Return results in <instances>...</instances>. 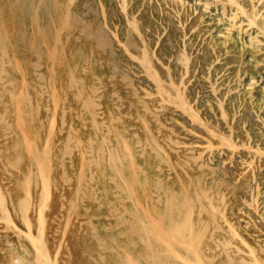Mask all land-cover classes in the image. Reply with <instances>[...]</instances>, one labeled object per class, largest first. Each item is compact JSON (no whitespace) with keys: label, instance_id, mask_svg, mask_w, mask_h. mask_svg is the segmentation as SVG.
<instances>
[{"label":"rangeland","instance_id":"rangeland-1","mask_svg":"<svg viewBox=\"0 0 264 264\" xmlns=\"http://www.w3.org/2000/svg\"><path fill=\"white\" fill-rule=\"evenodd\" d=\"M18 1L19 2H17V0H0V40L3 39L2 42L0 41V45L4 43V45L0 46V49L1 47L3 48L0 51V194L2 195H0V206L2 204L0 212L5 213V215L4 213L3 215L0 213V264H18V262L19 264H38L39 256L33 245H31L32 243L29 241L30 238L27 239V235L37 237L40 234L41 238L43 237L42 239L46 243L49 255L52 257L53 262L55 261L54 264H136L137 262L138 264H160V262L163 264L164 261V264H174L178 258H192L191 253L194 252L193 249L196 243L193 244V239L190 238H193L197 231L200 234L202 233L204 237L201 235V240L200 238L197 239L198 236L200 237V234L197 233V237L195 236L194 242L197 240V245L200 243V245L195 247V251L197 247H200L199 250L197 249L199 252L208 245L214 243L218 245L219 249H223L224 246L222 244H227L230 241L233 244H238L243 250L250 248L253 250L255 249L257 260H255L254 263L257 261L256 264H264V252L260 250H264V231L260 232L259 235H254L255 238L248 236L244 233L243 227L245 226H243L241 220L234 217L233 213H231L232 210L229 211L231 214V217H229L231 225L240 232V234L244 235L248 244L247 248L246 245L239 244L235 238H232L230 229L220 221L219 214L216 213L210 216V212L208 211L211 210V207H208L210 205L217 210V206L225 195H227L226 200L230 202V208L236 201V197L240 194V188H238L239 184L235 181V177L238 173L236 164L223 165L220 163L219 159L216 158L214 163H211V168L206 165L202 167L204 166L202 159L196 152L193 153V151L189 150L186 146V143L192 140L190 134L186 131V129L190 128L187 118L173 109L167 110L164 108L166 103L157 99L158 93L156 87L148 78L150 74L141 67L140 62H136L138 60L135 56L141 55L142 57L143 53L141 52V48L145 45L147 51L155 48L154 51L158 58L164 64L168 65L171 70L177 71V58L180 48L183 46V37H185L187 39L186 48L197 67L193 78V87L198 92V101L202 106L211 103V108L216 113L221 103L226 113L228 115L230 114V117H232L231 122H233L232 124L235 132L240 135V126L242 122H244L246 127H249L253 123L251 115L247 114L245 111V103L242 101L240 103L235 97L230 96V94H225V84H217L215 86L216 93L214 92V94V90L210 87L214 81L216 72L214 66L211 68V72H208L207 68L212 63L215 53H220L217 46L218 41L214 40L212 37V28L205 27L203 24L200 26L198 22L194 21H188L183 28L179 22L171 17H159L157 14L155 17L144 15L142 18L143 28L139 30L142 37L140 34H137V39L130 32L129 26L126 25L123 20L116 19L115 9L117 6L110 4V7L105 0H87L85 1L86 3L84 0L70 1L72 4L74 3L73 7L76 6V8L82 10L80 16H75L72 12L68 11V9H70V2L68 0H48V2L47 0H42L45 1L47 5L41 0ZM79 1L80 4L78 3ZM82 3H85L86 5H83L86 7H83ZM81 5L82 8L80 7ZM107 8L109 12L105 10ZM111 8H114V11ZM34 12H36V14H34ZM150 12L152 13V11ZM103 13L108 14V19L106 18L105 20H108L105 22L108 25L105 23L103 24L100 18V14ZM66 14L69 16L67 17ZM50 17L54 20V23ZM65 18L67 19L64 21ZM112 21L115 22V25H112ZM110 24L116 28L115 31L118 34L117 40H114L111 36L112 29L110 28ZM104 25L107 26L105 27ZM133 26L130 27L133 28ZM58 27L62 28V30L60 29L61 32L58 31ZM83 27H85L84 30ZM101 27L106 32L103 31ZM109 29L111 31H109ZM101 31L104 34H102ZM210 32H212V34ZM39 33L42 35L39 36ZM100 34H102L103 38ZM143 35H145L144 45L140 42ZM96 37L97 40L95 39ZM98 37H100V40H98ZM101 39H103L104 43ZM58 40H60V43ZM118 41L123 44V46L126 45L124 47L125 49L121 44H118ZM42 43H44V45ZM156 43L158 44L156 45ZM212 46H215L216 49L212 48ZM61 48L63 49L61 50ZM127 48H129V51L132 52L134 56L127 53ZM237 48L239 49L240 46H237ZM4 49L7 50V55L4 54L6 52H3ZM241 61H239L240 65L244 67ZM35 63L39 68L35 66ZM33 66H35V68ZM2 70L4 73H1ZM52 70H54V74H52ZM249 73V71H246V75H244L240 83L244 89L248 83L247 78ZM254 73L258 75V72ZM70 76L72 78H70ZM98 78L100 80H98ZM69 80L72 81L70 82ZM11 81L13 84L9 85ZM92 89L97 91L93 92ZM20 90L21 92L19 93ZM53 90L57 92L55 93ZM248 90L254 105L264 103V97L259 95L257 88L250 86ZM25 92L28 94L29 98ZM52 92H54L56 98L58 97V99L55 98L57 101L54 100ZM78 92L81 94V97ZM92 92L95 95H93ZM11 94H13L12 96H14V98ZM114 94H117V96ZM150 95H152V97ZM87 96L90 99L87 98ZM29 99L31 102L28 101ZM89 100H91V102H89ZM154 100H159V102H161L157 103L160 105L161 109L158 108L160 111H156V115L149 108L152 105L154 106ZM11 101L13 102L11 103ZM21 101L22 104L19 103ZM28 102L32 105L29 106ZM16 103H18L17 107ZM53 104H55L56 109H54ZM99 105H101L100 108H96ZM86 107L88 109H86ZM116 107H118L119 110ZM15 108H19V110ZM20 109L22 111H20ZM146 110L148 112H146ZM17 111H20L21 115ZM54 115L55 118H53ZM16 116H19L18 119H16ZM52 118L55 121H53ZM3 119L4 123L2 122ZM50 120L54 124V127L50 124ZM22 121H24V124ZM92 122L96 123V128H94L95 124L93 125ZM49 124L52 127H50ZM145 124L147 126H145ZM17 125L19 127H17ZM106 126L111 133L107 134L109 131ZM20 129H23L24 132ZM47 129H51L49 133ZM22 135L25 137H22ZM152 137L155 142H153ZM103 138L105 139L104 142ZM25 139H28V145ZM31 140L34 141L37 146L36 148H34V144L32 145ZM125 140L127 146L130 148L131 156L129 151H127L129 148L122 144V142L125 143ZM138 140L140 141L138 142ZM23 143H25V145ZM102 143L103 145H101ZM175 144H178V146ZM26 145L28 146L27 150L32 147L31 150L35 151L32 152L30 150L29 152L28 150L26 152ZM67 145L69 147H67ZM118 145L120 147L119 149ZM160 146L162 148L158 149ZM14 147H16V149H14ZM45 147L47 149L50 147V150L53 151L50 152V150L45 149ZM67 148H70V150L68 149V151ZM111 148L113 152L110 150ZM153 148L154 152L157 151L156 153H159L160 156L152 151ZM161 149L164 150L167 155L164 154V151H160ZM107 150L109 152H107ZM176 150L177 153L175 152ZM45 151H48L47 154H50L47 155ZM115 151H117V154H115ZM91 152L93 154H91ZM103 152L105 154H103ZM27 153L34 155V157H31L29 154V158ZM141 154L143 156H141ZM110 155L113 157H108ZM101 156H104L103 160ZM168 156L170 158V163L168 162ZM18 157L22 159L20 160ZM122 157L125 158L122 159ZM108 158H110L114 164L110 162V159L109 162H107ZM34 160L38 161L34 163ZM93 160H95V163ZM114 160H116V162ZM130 161L132 162L131 164ZM118 162L122 164V167H120L121 165ZM137 166H140L141 170L138 169ZM80 167L83 168L81 169ZM173 168L175 171H173ZM38 170L40 173H38ZM29 171L32 175L30 176L31 180H29L30 178L28 176ZM143 171L145 173H143ZM78 172H83L84 175ZM132 174L136 178H134ZM45 175L49 177L46 180L45 178L47 177ZM89 176H91V178ZM26 177L28 178L26 179ZM112 177L113 180H111ZM91 179L92 182L90 181ZM114 179L115 183H113ZM158 179L160 180L156 182ZM24 180L32 182H24ZM44 181H46L47 184ZM23 182L28 183L27 185L25 184L26 186H23L24 189L22 188ZM48 186L50 187V191L48 190ZM76 187H78V191L80 190L77 194ZM260 187L261 190H264V183H261ZM22 189L24 191H22ZM129 189H131V191ZM184 190H186V192ZM186 193L188 196L186 199L188 202L186 203L189 204V207H187L186 205L188 204L185 203ZM39 194H41V196L43 194L46 199H42L43 196L39 198ZM206 194L209 198L203 197L204 195L206 196ZM196 195L197 197H201H199L201 201L197 199ZM119 198L120 200H118ZM210 198H212L211 202ZM28 200L30 202H28ZM199 201L201 202L200 204H203V207L205 206L204 208H202V205L200 207ZM19 202L21 206L18 204ZM24 203L26 206H23V208L22 205H25ZM29 203H31L30 206H28ZM170 203H172V205ZM183 204H185V208ZM174 205H176V207ZM75 206L77 209H75ZM173 206L178 209L176 210ZM190 206L192 207L191 209ZM25 207L26 211L28 210L27 207H29V211H21V209H25ZM140 207H142V209ZM199 207L201 208L200 210ZM203 209H206V212ZM6 211H9L10 214ZM143 211H148V214ZM190 211L192 214H190L189 217L188 214H186L187 216L184 214L185 212L191 213ZM19 212H24L25 215ZM37 213L39 214L37 215ZM170 213L172 215H169ZM145 215H148L147 218ZM25 216H28L27 218L29 219H25ZM117 216L122 217L118 218ZM190 216H192V219ZM213 216L214 218H212ZM22 217L25 222L21 219ZM150 217H152L153 220L152 218L150 219ZM40 218V222L42 223L39 222ZM67 218L70 219H68L70 222L67 221ZM184 218L186 220L189 218L187 222L192 221L191 225H189V222L187 223ZM139 220L142 222H139ZM162 220L163 223L161 222ZM214 220L216 222H214ZM5 221H7V223ZM149 221L153 222V224H150ZM178 221L181 227L185 224L183 228L189 225L188 228H185L186 232H182L181 227L177 225ZM156 222H158V225ZM160 222L162 224H159ZM24 223H26V226L28 223L31 225L28 224V227H25ZM65 223L68 224L67 228H65ZM144 223L145 226L147 225L146 227ZM147 223L152 226L156 225L155 227L153 226L155 228L153 231L157 232L155 233L156 235L153 234V231H151V233L153 232L152 234L149 233V230L152 229H147L146 231V228L149 227ZM217 223L221 226V230H217V227L219 229ZM140 224L143 228H141L142 226ZM172 224L175 226L177 225V228H175V226L172 227ZM39 226L41 227L40 229L45 227L43 228L44 230L42 229L43 232L39 230ZM164 226H168L166 227L167 229ZM157 228L158 230H156ZM189 228L190 231L188 230ZM202 228H205L203 232ZM177 229L179 230L177 231ZM191 229L193 235L191 234ZM65 230L67 231L66 233ZM135 231H138V233ZM143 231H146L147 234ZM36 232L38 234H36ZM63 232L65 235L62 234ZM160 232H162V235ZM175 232L178 235H175ZM158 233L160 235H157ZM179 233H181V235ZM149 234L154 236L151 238ZM172 234L178 237H172ZM188 234H191L190 238H188ZM138 236H141V238ZM166 237L170 240L167 241ZM184 237L187 239L185 240ZM154 238L156 240L162 239V241L157 240L160 242L158 243ZM177 238H183L180 239L183 243H179V239ZM163 239L165 242L167 241V244L165 243L166 245H164ZM189 240L190 243L188 242L189 244L187 245L186 242ZM200 240L201 242H199ZM142 241L144 242L142 243ZM174 241H176L177 245H175ZM149 242L152 248L148 245L150 244ZM59 247L61 249H59ZM182 247H184V249ZM173 249L174 251L177 250V255H174L175 252ZM57 250L59 251V255ZM167 250H169L167 252L168 254H166ZM163 251L164 254H157L163 253ZM221 252L222 250L213 252V254L208 257V260L204 259L205 257L201 260L205 264H228L230 259L228 260L224 252ZM34 253L36 254L34 255ZM179 253L182 256L179 255ZM125 254L131 256V259H133L131 261L132 263L130 262L131 259L128 258L129 256ZM151 254L153 255V259L151 258ZM176 256L177 259H175ZM126 257L130 260H125ZM157 257H161V259H159L161 261L157 260ZM18 259L19 261H15ZM244 259L248 264H253L251 263L253 259L249 254L245 253ZM152 260L154 262H152ZM236 263L237 262H234L233 264Z\"/></svg>","mask_w":264,"mask_h":264},{"label":"bare ground","instance_id":"bare-ground-1","mask_svg":"<svg viewBox=\"0 0 264 264\" xmlns=\"http://www.w3.org/2000/svg\"><path fill=\"white\" fill-rule=\"evenodd\" d=\"M3 1V0H2ZM42 1V0H41ZM69 2L70 1H73V0H68ZM87 1V0H84V2ZM89 1V0H88ZM104 1V0H103ZM107 2V5H109L111 7V5L113 6H117L116 9H115V14H116V19L117 20H123L125 22L126 25L129 26V29H130V32L136 37L137 34H140L141 36V33L139 32V30H142V18L144 17V15L146 16H156V14L159 16V17H171L172 19L176 20L177 22L180 23V25L184 28V26L186 25V23L188 21H194V22H198L200 24V26H202V24L205 26V27H210L212 28L211 30L213 31V35L212 37L214 38V40L218 41L217 43V46H218V50L220 53H215L214 57H213V61L212 63L208 66L207 70L208 72H211V68H215V77H214V81L212 82L211 84V88L213 91V94L215 92V86L217 84H225L226 86V93L225 94H230V96L232 97H235L237 100L245 103V111L247 112V114H250L251 117H252V121L253 123L249 126V127H246V125L244 124V122H242L241 126H240V135L239 133H236L235 130H234V127H233V122H231V119L232 117H230V114L228 115L226 113V110L221 106V103L219 104L218 106V112L216 113L214 110H212V106L210 105L211 103H209V105H204L202 106V104H200V102L198 101V92L194 89L193 87V78H194V75H195V72L197 70V67H196V63L192 60V58L190 57V54L187 50V39L185 37H183V46H181L180 48V52H179V55H178V70L177 71H173L171 70L170 67H168V65L164 64L157 56L156 52L154 51V49H151L149 51H147L144 43H145V35H143V38L142 40L140 41L142 45H144L142 48H141V52L143 53L142 54V57L141 55L140 56H135L136 59L138 61L136 62H140L141 64V67L144 68V70L148 71V74H150L148 76V78L150 79L151 83L156 87V90H157V93H158V97L157 99H159L161 102H165L166 105L164 106V108H166L167 110H175L176 112H178L180 115L182 116H185L187 118V122H189V126L190 128L186 129V131L190 134V137H191V141L190 142H187L186 143V146L189 150L196 152L198 154V156L202 159L203 161V164L204 166L202 167H205V165L209 168L212 167L211 163H214V160H216V158L219 159L220 163L223 164V165H229V164H236V168L238 170V173H237V176L235 177V181H237V183L239 184V187L240 188V194L236 197V201L233 203L232 207L230 208V202L228 200H226L227 198V195L223 196L219 205L217 206V210L216 208H214L212 205L208 206V207H211V210H208L210 213V216H212V214H219V219L220 221L223 222V225H226L228 227V229H230V232L232 234V238H235L239 244H244L247 246L248 248V244L246 242V239L244 237V235L240 234V232H238L235 228H233V226L231 225V222H230V218L231 217L230 215V212L232 210L231 213H233L234 217H236L238 220H241V222L243 223V227L244 228V233H246L248 236L250 237H254V235H259L260 232L264 231V190H261V183H264V103H260L258 105H254L252 103V97H251V94L249 92L248 89H250V86L251 87H255L258 89V93L261 97H264V0H105ZM109 1V2H108ZM17 2H19L17 0ZM45 3V1H42ZM48 2V0H47ZM55 2V1H54ZM26 3V2H25ZM33 3V2H32ZM43 3V4H44ZM80 4V1L78 2ZM86 3V2H85ZM85 3H82V5H86ZM103 3V2H102ZM29 4V2H28ZM46 4V3H45ZM74 4V3H73ZM73 4L70 2V9H68V11L72 12L73 15L75 16H80V12L82 10H80V8H76L73 7ZM106 4V3H105ZM111 4V5H110ZM47 5V4H46ZM82 5L80 6L82 8ZM83 7H86L84 6ZM11 6V5H10ZM54 6H57V5H54ZM69 6V5H68ZM79 6V5H78ZM77 6V7H78ZM98 6V4H97ZM108 6V7H109ZM38 7V6H37ZM45 7V6H44ZM34 8V7H33ZM41 8V7H40ZM28 9V8H27ZM56 9V8H55ZM112 10L114 8H111ZM36 10V9H34ZM107 12L108 11V8L105 9ZM22 11V10H21ZM24 11V10H23ZM114 11V10H113ZM152 11V13L150 12ZM27 12V11H26ZM44 12V11H43ZM23 13V12H22ZM99 13V12H98ZM31 14V12H30ZM34 14H36V12H34ZM48 14V13H47ZM29 15V14H28ZM67 15V14H66ZM100 18L102 19V22L103 24L107 21L106 18L108 19V14L106 13H103V14H100ZM69 15H67L68 17ZM32 17V16H30ZM65 17V16H64ZM24 18V17H23ZM38 18V17H36ZM59 18V17H58ZM31 19V18H30ZM51 19V17H50ZM67 18L64 19V21L66 20ZM75 19V18H74ZM33 20V18H32ZM53 20V19H51ZM69 20V19H68ZM81 20V19H80ZM37 21V20H36ZM74 21V20H73ZM48 22V21H47ZM51 22V21H50ZM53 23H54V20H53ZM58 23V22H57ZM112 25H115V22H111ZM133 23H134V26H133ZM64 24V23H63ZM66 24V23H65ZM99 24V23H98ZM101 24V22H100ZM107 24V23H105ZM50 25V24H49ZM54 25V24H53ZM108 25V24H107ZM106 25V26H107ZM110 24V28L112 29V38L114 40H117L118 39V34L117 32L115 31L116 28L114 26H112ZM67 26V24H66ZM83 26V25H82ZM105 26V25H104ZM105 26V27H106ZM130 26H133V28H131ZM139 26V27H138ZM62 27V26H61ZM100 27V26H99ZM59 28V27H58ZM63 28V27H62ZM62 28H59L58 31L61 32ZM88 28V27H87ZM141 28V29H140ZM44 29V28H43ZM42 29V30H43ZM61 29V30H60ZM85 29V27H83V30ZM102 29V27H101ZM40 30V29H38ZM51 30V29H50ZM49 30V31H50ZM103 30V29H102ZM193 30V29H192ZM4 31V30H3ZM34 31V30H33ZM36 31V30H35ZM105 31V30H103ZM108 31V30H107ZM109 31H111L109 29ZM184 31V30H183ZM26 32V31H25ZM41 32V31H40ZM57 32V31H56ZM87 32V31H86ZM106 32V31H105ZM4 33V32H3ZM42 33V32H41ZM44 33V32H43ZM88 33V32H87ZM98 33V32H97ZM102 33V31H101ZM212 34V32H210ZM40 34V33H39ZM81 34V33H79ZM104 34V33H102ZM102 34H100V36L102 37ZM42 34H40L39 36H41ZM44 35V34H43ZM58 32H57V36H58ZM22 36V35H21ZM46 36V35H45ZM107 36V35H106ZM7 37V35H6ZM59 37V36H58ZM142 37V36H141ZM100 40V37H98ZM103 38V37H102ZM108 38V37H106ZM137 38V37H136ZM45 39V38H44ZM47 39V38H46ZM58 39V38H57ZM97 40V37L95 38ZM110 39V38H109ZM138 39V38H137ZM3 39H1L0 41L2 42ZM5 40V39H4ZM56 40V39H55ZM59 43H60V40H58ZM101 41L103 42V39H101ZM111 41V39H110ZM4 42V41H3ZM56 42V41H55ZM100 42V41H99ZM109 42V41H108ZM119 42V41H118ZM126 42V41H125ZM58 43V42H57ZM104 43V42H103ZM1 44V43H0ZM44 45V43H42ZM110 44V43H109ZM118 44H121L120 42ZM158 43H156L157 45ZM4 45V43L2 44ZM0 45V46H2ZM123 46V44H121ZM54 46H55V43H54ZM100 46V45H98ZM126 45L123 46V48L125 47ZM237 46H240V48L238 49ZM47 47V46H46ZM102 47V46H101ZM110 47V46H109ZM156 47V46H155ZM55 48V47H54ZM53 48V49H54ZM111 48V47H110ZM212 48L216 49L215 46H212ZM1 49H3L1 47ZM0 49V51H1ZM49 49V48H47ZM63 48H61L62 50ZM101 49V48H100ZM125 49V48H124ZM128 51L127 53L131 56H134V54H132V52L129 51V48H127ZM38 50V49H37ZM56 50V49H55ZM6 51V52H5ZM3 52H5L4 54L7 55V50H3ZM62 52V51H60ZM50 53V52H49ZM126 53V54H127ZM61 54V53H60ZM115 54V53H114ZM3 55V53H2ZM38 55V54H36ZM52 55V54H51ZM56 56V55H55ZM59 56V55H58ZM54 57V55H53ZM2 58V57H1ZM40 59V58H39ZM38 59V61H39ZM49 59V58H48ZM52 59V58H50ZM55 59V58H53ZM242 59V61H241ZM1 61V60H0ZM53 61V60H52ZM241 61L244 65V67L242 65H240V62ZM54 62V61H53ZM52 62V63H53ZM87 62V61H86ZM176 62V60H175ZM51 63V65H52ZM139 64V63H138ZM7 65V64H6ZM9 65V64H8ZM54 65V64H53ZM35 66L36 63H35ZM35 66H33L35 68ZM4 67V66H3ZM2 67V68H3ZM39 68V66H37ZM41 67V66H40ZM37 68V69H38ZM53 68V67H52ZM77 68V67H76ZM84 69V68H83ZM118 69V67H117ZM51 70V69H50ZM75 70V69H74ZM54 74V70H52ZM50 71V72H52ZM246 71H249L250 73L248 74V78H247V81L248 83L246 84V87L244 89V87L241 86V82L243 80V77L244 75H246ZM258 72V75H256L254 72ZM49 72V74H50ZM253 72V73H252ZM1 73H4L3 70L1 71ZM7 73V72H6ZM5 73V74H6ZM124 73V72H123ZM146 73V72H145ZM8 74V73H7ZM126 74V73H125ZM147 74V73H146ZM73 75V74H72ZM41 76V75H40ZM39 76V77H40ZM147 76V75H146ZM23 77V76H22ZM38 77V78H39ZM113 77V76H112ZM24 78V77H23ZM52 78V76H51ZM70 78H72L70 76ZM74 78V77H73ZM2 80V78H1ZM5 80V79H4ZM53 80V78H52ZM98 80H100L98 78ZM208 80V79H207ZM3 81V80H2ZM49 81V80H48ZM70 81V80H69ZM72 81V80H71ZM70 81V82H71ZM226 81V82H225ZM69 82V84H70ZM99 82V81H98ZM1 83V82H0ZM54 83V82H53ZM101 83V82H100ZM12 85V81L11 83H9V85ZM26 85V83H25ZM55 85V84H54ZM53 85V86H54ZM44 87V86H43ZM4 88V87H3ZM6 88V87H5ZM26 89V87H25ZM50 89V87H49ZM6 90V89H5ZM26 91V90H25ZM54 91V90H53ZM82 91V90H81ZM93 92L97 91V90H93ZM1 92V91H0ZM21 92V90L19 91V93ZM55 92V91H54ZM54 92H52L53 94V98L54 100L58 99V97L56 98L54 95ZM57 92V91H56ZM55 92V93H56ZM92 92V94H93ZM99 92V91H98ZM97 93V92H96ZM216 93V92H215ZM23 94V93H22ZM25 94H27L25 92ZM79 94V92H78ZM152 94V93H151ZM13 94H11L12 96ZM80 97H81V94H79ZM95 95V94H93ZM117 96V94H114ZM28 96V94H27ZM58 96V94H57ZM148 96V95H147ZM152 97V95H150ZM149 96V98H150ZM14 98V96H12ZM42 97V96H41ZM77 97V96H76ZM79 97V96H78ZM138 97V96H137ZM25 98V97H24ZM27 98V97H26ZM29 98V96H28ZM27 98V99H28ZM56 98V99H55ZM87 98H89L87 96ZM18 99V98H17ZM78 99V98H76ZM80 99V98H79ZM90 99V98H89ZM92 99V98H91ZM12 100V99H11ZM16 100V98H15ZM53 100V99H52ZM159 100H154L155 103H154V106L152 105L151 107H149L152 112L156 115V111H160L158 108L161 109L160 105L157 104V103H161L159 102ZM14 101V99H13ZM11 101V103L13 102ZM29 102H31V100L29 99L28 100ZM48 101V100H47ZM57 101V100H56ZM63 101V100H62ZM141 101V100H139ZM143 101V100H142ZM18 102V101H16ZM28 102V103H29ZM52 102V101H51ZM55 102V101H54ZM53 102V103H54ZM84 102V101H83ZM88 102V101H87ZM89 102H91V100H89ZM144 102V101H143ZM22 104V101L19 102ZM56 103V102H55ZM86 103V102H85ZM95 103V102H94ZM18 103H16V107L18 106L17 105ZM58 104V103H57ZM87 104H91V103H87ZM199 104V105H198ZM208 104V103H207ZM20 105V104H19ZM32 104L29 103V106H31ZM54 105V109H56V106L55 104ZM98 105V104H97ZM146 105V103H145ZM90 106V105H89ZM93 106V105H91ZM101 105L97 106L96 108H100ZM200 106V107H199ZM58 107V105H57ZM83 107V106H82ZM20 108V107H19ZM19 108H15L16 110H19ZM118 109V107H116ZM147 108V106H146ZM169 108V109H168ZM47 109V108H46ZM86 109H88L86 107ZM95 109V108H94ZM145 109V108H144ZM163 109V108H162ZM165 109V110H166ZM119 110V109H118ZM148 110V109H147ZM146 110V112H148ZM7 111V110H6ZM20 111H22L20 109ZM20 111H17L19 112V114L21 115ZM54 111V110H53ZM56 112V111H55ZM64 112V111H62ZM101 112V111H100ZM151 112V111H150ZM16 113V112H15ZM4 114V113H3ZM6 114V113H5ZM17 114V113H16ZM32 114V113H31ZM65 114V113H63ZM91 114V112H90ZM37 115V114H36ZM93 115V113H92ZM152 115V114H150ZM3 116V115H2ZM2 116H1V119H2ZM53 116V115H52ZM64 116V115H63ZM62 116V118H63ZM96 116V115H95ZM19 116H16V119H18ZM94 117V116H93ZM55 118V115L54 117ZM52 118V119H53ZM77 119V118H76ZM93 119V118H92ZM234 119V118H233ZM22 120V119H20ZM64 120V118H63ZM62 120V121H63ZM4 121V119L2 120V122ZM6 121V120H5ZM53 121H55L53 119ZM94 121V120H93ZM18 122V121H17ZM23 124H24V121H22ZM42 122V121H40ZM84 122V121H83ZM105 122V121H104ZM143 122V120H142ZM4 123V122H3ZM7 123V122H6ZM16 123V122H15ZM20 123V122H19ZM18 123V124H19ZM56 123V122H55ZM64 123V122H63ZM62 123V124H63ZM93 123V122H92ZM145 123V122H144ZM143 123V124H144ZM17 124V123H16ZM21 124V123H20ZM41 124V123H40ZM50 124H52V126L54 125L51 120H50ZM49 124V125H50ZM61 124V125H62ZM95 124L94 128L97 127L96 123H93V125ZM102 124V123H101ZM92 125V126H93ZM105 125V124H103ZM162 125V124H161ZM11 126V125H10ZM22 126V124H21ZM20 126V127H21ZM24 126V125H23ZM50 125V127H52ZM145 126H147L145 124ZM17 127H19L17 125ZM49 127V128H50ZM54 127V126H53ZM85 127V126H83ZM197 129H193V128ZM11 128V127H10ZM24 128V127H23ZM107 128V126H106ZM146 128V127H145ZM18 129V128H17ZM102 129V128H101ZM108 131H109V128H107ZM21 130V129H20ZM23 130V129H22ZM21 130V131H22ZM51 130V129H49ZM49 130L47 129V132L49 133ZM9 131V130H8ZM20 131V132H21ZM54 131V130H53ZM52 131V132H53ZM149 131V130H147ZM7 132V131H6ZM24 132V130H23ZM21 132V133H23ZM51 132V131H50ZM96 132V131H95ZM127 132V131H126ZM150 132V131H149ZM47 133V134H48ZM60 133V132H59ZM111 133L110 131L107 133L109 134ZM174 133V132H173ZM25 134V133H24ZM53 134V133H51ZM61 134V133H60ZM69 134V133H68ZM95 134V133H94ZM151 134V133H149ZM159 134V132H158ZM26 135V134H25ZM70 135V134H69ZM119 135V133H118ZM136 135V134H134ZM11 136V135H10ZM17 136V134H16ZM137 136V135H136ZM135 136V137H136ZM5 137V136H4ZM22 137H25L24 135H22ZM27 137V136H26ZM50 137V136H49ZM69 137V136H68ZM67 137V138H68ZM94 137H97V136H94ZM120 137V136H119ZM151 137V136H150ZM28 138V137H27ZM115 138V137H113ZM121 138V137H120ZM170 138V136H169ZM24 139V138H23ZM48 139V138H46ZM104 139V138H103ZM102 139V140H103ZM28 140V139H27ZM25 139V141H27ZM49 140V139H48ZM68 140L70 141V139L68 138ZM116 140V139H115ZM118 140V139H117ZM123 140V138H122ZM121 140V141H122ZM147 140V139H146ZM152 140H153V137H152ZM32 141V145L34 143L33 140ZM30 141V142H31ZM51 141V140H50ZM91 141V140H90ZM94 141V140H92ZM105 141V139L103 140V142ZM108 141V140H107ZM140 140H138L139 142ZM170 141V140H169ZM24 142V140H23ZM28 142L27 141V145H28ZM49 142V141H48ZM47 142V143H48ZM52 142V141H51ZM50 142V144H51ZM73 142V141H71ZM70 142V143H71ZM148 142V140H147ZM153 142H155L153 140ZM5 143V142H4ZM46 143V144H47ZM95 143V142H94ZM158 143V142H156ZM172 143V142H170ZM25 145V143H23ZM110 144V143H108ZM120 144V143H118ZM122 144H124V146H127V143H126V140H125V143L122 142ZM126 144V145H125ZM155 144V143H154ZM18 145V144H17ZM16 145V146H17ZM26 145V152L29 150L32 149H28L27 150V146ZM45 145V144H44ZM76 145V144H75ZM90 145V144H89ZM103 145V143L101 144ZM139 145V144H137ZM141 145V144H140ZM156 145V144H155ZM176 145V144H175ZM31 146V144H30ZM48 146V145H47ZM159 146V145H158ZM178 146V144L176 145ZM185 146V145H184ZM19 147V146H18ZM37 146L35 145L34 148H36ZM67 147H69L67 145ZM128 147V146H127ZM157 147V146H156ZM168 148H170L169 146H167ZM25 148V146H24ZM44 148V147H43ZM91 148V147H90ZM100 148V147H99ZM119 145H118V149H119ZM129 148V147H128ZM145 148V147H144ZM162 148L161 146L158 148L160 149ZM14 149H16V147H14ZM45 149H47L45 147ZM44 149V150H45ZM50 150V147L48 148ZM47 149V150H48ZM70 150V148H67V150ZM92 149V148H91ZM25 150V149H24ZM65 150V149H64ZM68 150V151H69ZM73 150V149H72ZM102 150V149H101ZM100 150V151H101ZM112 150V148L110 149ZM116 150V149H115ZM121 150V149H120ZM124 150V149H123ZM32 152L35 151V150H31ZM53 151V150H52ZM50 150V152H52ZM91 151V150H90ZM93 151V150H92ZM104 151V149H103ZM129 154H130V148L129 150ZM154 152V148L152 150ZM160 151H164V150H160ZM190 151V152H191ZM1 152V151H0ZM25 152V153H26ZM46 152V151H45ZM48 152V151H47ZM46 152V154H47ZM67 152V151H66ZM107 152H109L107 150ZM113 152V150H112ZM117 154V151H115ZM157 152V151H156ZM154 152V153H156ZM177 153V150L175 151ZM37 153V152H36ZM43 153V152H42ZM41 153V154H42ZM68 153V152H67ZM66 153V154H67ZM71 153V152H70ZM102 153V151H101ZM128 153V152H127ZM1 154V153H0ZM28 154V153H27ZM30 154V153H29ZM28 154V156H29ZM50 154V153H48ZM47 154V155H48ZM64 154V155H66ZM72 154V153H71ZM83 154V153H82ZM91 154H93L91 152ZM90 154V155H91ZM103 154H105L103 152ZM128 154V155H129ZM156 154H159V153H156ZM164 154L165 151H164ZM34 155H35V152H34ZM34 155H31L30 156L34 157ZM38 155V154H37ZM45 155V156H47ZM84 155V154H83ZM89 155V154H88ZM124 155V153H123ZM167 155V154H166ZM165 155V157H166ZM27 156V157H28ZM29 156V158H30ZM82 156V155H81ZM117 156V155H116ZM126 156V155H125ZM131 156V154H130ZM129 156V157H130ZM141 156H143L141 154ZM160 156V154H159ZM178 156V155H177ZM63 157V156H62ZM70 157V156H69ZM102 157V156H101ZM108 157H113V156H108ZM19 158V157H18ZM84 158V156H83ZM82 158V159H83ZM119 158V157H118ZM125 158V157H124ZM122 157V159H124ZM127 158V157H126ZM169 158V156H168ZM167 158V159H168ZM1 159V158H0ZM20 159V158H19ZM22 159V158H21ZM20 159V160H21ZM32 159V158H31ZM34 159V158H33ZM38 159V157H37ZM46 159V158H45ZM62 159V158H61ZM81 159V160H82ZM104 159V156L102 157V160ZM109 159L108 158L107 162H109ZM113 159V158H112ZM131 159V157H130ZM25 160V159H24ZM43 160V159H42ZM41 160V161H42ZM48 160H49V157H48ZM84 160V159H83ZM82 160V161H83ZM89 160V159H88ZM111 160V159H110ZM194 160V159H193ZM1 161V160H0ZM29 161V160H28ZM38 161V160H36ZM36 161L34 160V163H36ZM50 161V160H49ZM71 161V160H70ZM82 161H81V164H82ZM94 163H95V160H93ZM98 161V160H97ZM116 162V160H114ZM119 161V160H117ZM46 162V161H45ZM44 162V164H45ZM87 162V161H86ZM112 162V160L110 161ZM165 162V161H164ZM168 162L170 163V158L168 160ZM186 162V161H185ZM2 163V162H1ZM40 163V162H38ZM50 163V162H48ZM62 163V162H61ZM113 163V162H112ZM120 163V162H118ZM132 162L130 161V164ZM188 163V162H187ZM32 164V163H31ZM43 164V162H42ZM51 164V163H50ZM63 164V163H62ZM114 164V163H113ZM167 164V163H166ZM9 165V164H8ZM14 165V164H13ZM12 165V166H13ZM37 165V164H35ZM40 165V164H38ZM48 165V164H47ZM98 165V164H97ZM120 167H122V164L120 163ZM133 165V164H132ZM168 165V164H167ZM171 165V164H170ZM17 166V164H16ZM31 166V165H30ZM46 166V165H45ZM49 166V165H48ZM81 166V165H80ZM90 166V165H89ZM169 166V165H168ZM129 167V166H128ZM138 169H140V166H137ZM173 167V166H172ZM6 168V167H5ZM4 168V169H5ZM51 168V166H50ZM81 169L83 167H80ZM131 168V167H130ZM199 168V167H198ZM31 169V168H30ZM38 169V168H37ZM43 169V168H42ZM80 169V170H81ZM90 169V167H89ZM114 169V168H113ZM157 169L159 170V168L157 167ZM170 169V168H169ZM174 169V168H173ZM183 169V168H182ZM47 170H48V167H47ZM50 170V169H49ZM141 170V169H140ZM6 171V170H5ZM31 171V170H30ZM28 172V176H29V180H31V172ZM118 171V170H117ZM135 171V170H133ZM175 171V169L173 170ZM45 172V171H44ZM43 172V173H44ZM51 172V171H50ZM81 172V171H80ZM78 172L79 174H83ZM112 172V171H111ZM185 172V171H184ZM30 173V175H29ZM38 173H40V171L38 170ZM42 173V174H43ZM63 173V171H62ZM91 173V172H89ZM120 173V172H119ZM143 173H145L143 171ZM186 173V172H185ZM134 174V172H133ZM132 174V175H133ZM44 175V174H43ZM64 175V174H62ZM84 175V174H83ZM82 175V176H83ZM92 175V174H91ZM119 175V174H118ZM177 175V174H176ZM40 176V175H39ZM46 176V175H45ZM49 176V174H48ZM53 176V175H52ZM47 177V176H46ZM91 178V176H89ZM120 177V175H119ZM134 177V175H133ZM28 177H26L27 179ZM49 177L45 178L48 179ZM84 178V177H83ZM136 178V177H134ZM43 179V178H42ZM82 179V178H81ZM93 179V177H92ZM92 179L90 180L92 182ZM111 179V178H110ZM121 179V178H120ZM79 180H80V177H79ZM113 180V177L112 179ZM122 180V179H121ZM160 179H158L156 182H158ZM27 181V180H26ZM24 180V182H26ZM38 181V180H37ZM35 181V182H37ZM41 181V180H40ZM22 183V188L24 189L23 186H26L28 183ZM29 182V181H27ZM32 181H30L29 183H31ZM46 182V181H44ZM64 182V180H63ZM124 182V181H123ZM181 182V180H180ZM50 183V182H49ZM78 183H81V182H78ZM113 183H115V179L113 181ZM135 183H139V182H135ZM162 183V182H161ZM26 184V185H25ZM38 184V183H37ZM47 184V182H46ZM117 184V183H116ZM159 184V183H158ZM34 185V184H32ZM70 185V184H69ZM87 185V183H86ZM118 185V184H117ZM47 186V185H46ZM28 187V186H27ZM31 187V186H30ZM37 187V186H36ZM42 187V185H41ZM122 187V186H121ZM126 187V186H125ZM132 187V185H131ZM189 187V186H188ZM26 188V187H25ZM49 186H48V190H49ZM78 187H76L77 189ZM128 188V186H127ZM162 188V187H161ZM182 188V187H181ZM22 189V191H24ZM28 189V188H26ZM80 189V188H79ZM121 189V188H120ZM133 189V188H132ZM155 189V188H154ZM195 189V188H194ZM30 190V188H29ZM42 190V189H41ZM86 190V188H85ZM131 191V189H129ZM156 190V189H155ZM162 190V189H160ZM50 191V190H49ZM80 191V190H79ZM78 189L76 191V194L79 192ZM186 192V190H184ZM133 192V190H132ZM184 192V194H185ZM204 192V191H203ZM1 193V192H0ZM43 193V192H42ZM124 193V192H122ZM134 193V192H133ZM143 193V192H142ZM176 193V192H175ZM24 194V193H23ZM50 194V193H49ZM1 195V194H0ZM25 195V194H24ZM29 195H30V192H29ZM2 196V195H1ZM43 196V194H42ZM41 194H39V198L42 197ZM47 196V195H45ZM96 196V195H95ZM186 196V198H185ZM184 196L185 198V203L188 202L187 199V193L186 195ZM47 197H50V196H47ZM197 197V195H196ZM200 196L197 197V199H199ZM203 197H207V194L206 196L204 195ZM212 197V196H211ZM219 197V196H218ZM31 198V197H30ZM201 198V197H200ZM204 198V199H205ZM209 198V197H207ZM2 199V198H1ZM4 199H5V196H4ZM25 199V197H24ZM42 199H46L44 196L42 197ZM50 199V198H48ZM130 199V198H129ZM161 199V198H160ZM196 199V200H197ZM210 202L212 201V198H210ZM26 200V199H25ZM77 200V199H76ZM120 200V198L118 199ZM132 200V199H131ZM129 200V201H131ZM158 200V199H157ZM156 200V201H157ZM200 200V199H199ZM1 201V200H0ZM27 201V200H26ZM32 201V199H31ZM41 201V200H39ZM49 201V200H48ZM166 201V200H165ZM176 201V200H174ZM201 201V200H200ZM199 201V204L201 203ZM206 201V200H205ZM6 202V201H5ZM4 202V203H5ZM28 202H30L28 200ZM43 202V200H42ZM46 202V201H45ZM132 202V201H131ZM146 202V201H145ZM167 202V201H166ZM171 202V201H170ZM177 202V201H176ZM192 202V201H191ZM190 202V203H191ZM41 203V202H40ZM47 203V202H46ZM77 203V202H76ZM169 203V202H167ZM184 203V202H182ZM209 203V202H208ZM20 206H21V203L19 202L18 203ZM23 204V202H22ZM25 204V203H24ZM45 204V203H43ZM139 204V203H138ZM172 205V203H170ZM168 204V205H170ZM188 204V203H186ZM31 203H29L28 206H30ZM38 205H39V202H38ZM140 205V204H139ZM166 205V204H165ZM182 205V204H181ZM185 204H183V207L185 208L184 206ZM202 205V208L203 207V204H200V207ZM2 206V204H1ZM0 206V207H1ZM23 206H26L25 205H22ZM41 206V205H40ZM46 206V205H44ZM138 206V205H137ZM146 206V205H145ZM176 207V205H174ZM173 206V207H174ZM187 207H189V204L186 205ZM39 207V206H38ZM64 207V206H63ZM73 207V205H72ZM71 207V209H72ZM109 207V206H108ZM174 207V208H175ZM182 207V206H181ZM199 207V210L201 209ZM3 208V207H2ZM7 208V207H6ZM24 208V207H23ZM21 209V211H24L27 212L29 211V207L28 210L26 211V207L25 209ZM31 208V207H30ZM48 208V207H46ZM135 208V206H134ZM142 209V207H140ZM192 207L190 206V209ZM20 209V208H19ZM34 209V207H33ZM39 209V208H38ZM41 209V207H40ZM44 209V208H43ZM74 209V208H73ZM75 209H77V207L75 206ZM74 209V210H75ZM136 209V208H135ZM176 209V208H175ZM178 209V208H177ZM176 209V210H177ZM3 210V209H2ZM147 210V209H146ZM188 210V209H186ZM204 211L206 209H203ZM1 211V209H0ZM42 211V210H41ZM45 211V209H44ZM43 211V212H44ZM71 211V210H69ZM179 211V210H178ZM189 211V210H188ZM192 211V210H191ZM190 211V212H191ZM9 213V211H6ZM42 212V213H43ZM144 213L147 212L146 214H148V211H143ZM172 212V210H171ZM181 212V211H180ZM206 212V211H205ZM1 213V212H0ZM4 212H2L1 214L3 215ZM21 213V212H19ZM29 213V212H28ZM70 213V212H69ZM116 213V212H115ZM10 214V213H9ZM22 215H25V213H21ZM27 214V213H26ZM39 213H37L38 215ZM185 215L188 214V217L191 213L189 212H185L184 213ZM5 215V213H4ZM41 215V214H40ZM44 215V213H43ZM169 215H172L171 213ZM68 216V215H67ZM146 216V215H145ZM148 216V215H147ZM146 216V218H147ZM151 216V215H149ZM159 216V215H158ZM187 216V215H186ZM26 218L25 219H29L27 218L28 216H25ZM38 217V216H37ZM72 217V216H71ZM118 217V216H117ZM122 217V216H121ZM121 217H118V218H121ZM161 217V215H160ZM172 217V216H171ZM179 217V215H178ZM200 217V216H199ZM44 218V217H43ZM141 218V217H140ZM145 218V219H146ZM149 218V217H148ZM152 217H150L151 219ZM190 218L192 219V216H190ZM214 218V216L212 217ZM3 219V218H1ZM23 221H24V218L22 217L21 218ZM69 218H67V221ZM150 219H146V220H150ZM172 219V218H171ZM170 219V220H171ZM185 219V218H184ZM183 219V221H184ZM190 219V220H191ZM216 219V218H215ZM4 220V219H3ZM143 220V219H142ZM153 220V218H152ZM158 220V219H157ZM173 220V219H172ZM187 220H189V218H187ZM187 220L185 219V221L187 222ZM2 221V220H1ZM10 221V219H9ZM27 221V220H26ZM30 221V220H29ZM41 221V218L39 220V222ZM141 220H139L140 222ZM151 221V220H150ZM149 221V222H150ZM182 221V223H183ZM184 221V222H185ZM3 222V221H2ZM7 223V221H5ZM4 222V224H5ZM13 222V221H12ZM22 222V221H21ZM25 222V221H24ZM28 222V221H27ZM37 222H38V219H37ZM70 222V221H69ZM142 222V221H141ZM159 222V221H158ZM156 222V224L158 223ZM163 223V220L161 221ZM159 223V224H162V223ZM181 222V221H180ZM189 222V223H188ZM187 223L189 225H191V222L188 221ZM214 222H216L214 220ZM42 223V222H40ZM67 223V222H66ZM66 227L68 226V224H66ZM153 224V222H150V224ZM154 223H155V220H154ZM170 223V222H169ZM172 223V222H171ZM175 223V222H173ZM179 223V221H178ZM177 225L180 226V223ZM25 224V227H28V223L27 226H26V223ZM38 224V223H37ZM149 224V223H147ZM149 224V227L146 228V231L147 229H152V230H149L148 232L150 234H152L154 231V227L156 225H150ZM31 225V224H30ZM135 225V224H134ZM139 225V223H138ZM141 225V224H140ZM158 225V224H157ZM176 225V226H177ZM189 225L186 226L185 228H188ZM217 225L219 226V229L217 227V230H221V226L217 223ZM9 226V225H8ZM16 226V225H15ZM44 226V225H42ZM142 226V225H141ZM144 226H145V223H144ZM147 226V225H146ZM145 226V227H146ZM162 226V225H160ZM159 226V227H160ZM171 226V225H170ZM175 226L172 224V227ZM175 226V228H177ZM185 226V224H184ZM184 226H180L181 229H182V232H186V229L183 228ZM205 226V225H204ZM30 227V226H29ZM134 227V226H133ZM131 227V228H133ZM153 227V228H152ZM165 227V226H164ZM162 227V228H164ZM168 227V226H166ZM165 227V228H166ZM192 227V226H191ZM206 227V226H205ZM6 228V227H5ZM14 228V227H13ZM18 228V227H17ZM32 228V227H31ZM38 228V227H37ZM41 227L39 226V230L42 231V229H40ZM64 228V229H65ZM136 228V227H135ZM143 228V226L141 227ZM161 228V229H162ZM164 228V229H165ZM30 229V228H29ZM28 229V230H29ZM163 229V230H164ZM167 229V228H166ZM165 229V230H166ZM171 229V228H170ZM169 229V230H170ZM174 229V228H173ZM180 229V230H181ZM185 229V230H183ZM193 229V228H192ZM192 229H191V234H192ZM205 229V228H204ZM204 229L202 228V232L204 231ZM207 229V227H206ZM31 230V229H30ZM38 230V231H39ZM44 230V229H43ZM144 230V229H143ZM158 230V228L156 229ZM179 229H177L178 231ZM190 231V228L188 229ZM194 230V229H193ZM216 230V229H215ZM22 231V230H21ZM37 231V230H36ZM64 231V230H63ZM146 231H143L146 233ZM151 231H153L151 233ZM176 231V232H177ZM188 231V232H189ZM206 231V230H205ZM67 231L65 230V233ZM138 233V231H135ZM163 232V231H162ZM160 232V234L162 233ZM173 232V231H172ZM175 232V233H176ZM180 232V231H179ZM213 232V231H212ZM29 233V232H28ZM157 233L156 231L153 233L155 234ZM167 233V232H166ZM190 233V232H189ZM198 234H200L198 231H197ZM197 233L196 235L193 236V238L191 237L190 238V235L188 238L190 239H193V244L196 243V246L200 245V243L197 245V240H195L196 242H194V239L197 237ZM22 234V233H20ZM32 234V233H31ZM36 234H38L36 232ZM44 234V233H43ZM63 235L64 232L62 233ZM149 234V235H150ZM159 233L157 235H160ZM181 235V233H179ZM183 234V233H182ZM30 235V234H29ZM62 235V236H63ZM156 235V234H155ZM162 235V234H161ZM170 235V234H169ZM175 235H178L177 233ZM175 235L172 234V237H174ZM179 235V236H180ZM193 235V234H192ZM202 233L200 234V237L198 236L197 239H201L202 238ZM44 236V235H43ZM148 236V235H146ZM151 236V235H150ZM154 236V235H153ZM151 236V238L153 237ZM185 236V234H184ZM196 236V237H195ZM26 237V236H24ZM27 239H29V241H31V245H33L36 253L38 254L39 256V263L38 264H54L53 262V259L52 257L49 255L48 253V250H47V247H46V243L45 241L41 238V234L37 237L35 236H28L27 235ZM141 238V236H138ZM156 237V236H155ZM160 237V236H159ZM175 237H178V236H175ZM204 237V236H203ZM157 238V237H156ZM164 238V237H163ZM167 238V241H169L170 239L168 237ZM255 238V237H254ZM149 239V237H148ZM155 239V238H154ZM165 239V238H164ZM163 239V243L164 245H166L167 241L165 242ZM179 239V238H177ZM180 239H183V238H180ZM179 239V243L182 242L180 241ZM184 239L186 240L187 238L184 237ZM211 239V238H210ZM262 239V238H261ZM97 240V239H96ZM142 240V239H141ZM140 240V241H141ZM150 240V239H149ZM158 241H162V239H157ZM156 239L155 241L158 242ZM176 240V238H175ZM202 240V239H201ZM201 240L199 242H201ZM63 241V240H62ZM61 241V242H62ZM173 241V240H172ZM192 241V240H191ZM219 241V240H217ZM226 241V240H225ZM144 241H142L143 243ZM148 242V240H147ZM190 243V240L187 241V245ZM101 243V242H100ZM150 243V242H149ZM160 243V242H158ZM166 243V244H165ZM171 243V242H170ZM175 245H177L176 241H174ZM183 243V242H182ZM181 243V244H182ZM185 243V244H186ZM192 243V242H191ZM62 244V243H61ZM184 244V245H185ZM149 246H151L150 248H152V245L151 243L148 244ZM161 245H162V242H161ZM173 245V244H172ZM221 245V243H220ZM224 247L223 249H219L218 245H216L215 243L214 244H210L208 245L206 248H204L203 250L199 251V248L197 247L196 248V251H195V247L193 249V253H191V259H183V258H178L177 259V256L175 259L176 262H174V264H205L201 259L204 258V259H209L208 257H210L213 252H219L220 250H222L221 253L224 252L225 254V257L229 260L228 261V264L233 263L234 262H237L236 264H248L246 262V260L244 259L245 257V253L249 254L251 256V258L253 259V264H256L254 263L255 260H257V253L255 252L256 250L250 248V249H246V250H243L240 248V246L238 244H233L229 241V243H225V244H222ZM264 245V244H263ZM60 246V244H59ZM148 246V247H149ZM171 246V244H170ZM186 246V245H185ZM184 246V247H185ZM22 247V246H21ZM20 247V248H21ZM61 247V246H60ZM59 247V249H61ZM179 247V246H177ZM181 247V245H180ZM184 247H182L184 249ZM149 248V249H150ZM171 248V247H170ZM173 248V247H172ZM25 249V248H24ZM58 249V250H59ZM157 249V248H156ZM167 249V247H166ZM198 249V250H197ZM219 249V250H218ZM57 250V251H58ZM122 250V249H121ZM188 250V249H187ZM225 250V251H224ZM262 252H264V250L260 249ZM34 251V252H35ZM165 251V250H164ZM164 251L163 253H157V254H164ZM169 250L166 251V254H168ZM174 251V249H173ZM172 251V252H173ZM189 251V250H188ZM25 252V251H24ZM27 252V251H26ZM175 254L174 255H177L176 251H174ZM227 255H226V253ZM245 252V253H244ZM34 253V255L36 254ZM187 253V252H186ZM190 253V252H188ZM27 254V253H26ZM118 254V253H117ZM165 254V255H166ZM170 254V253H169ZM58 255H59V251H58ZM126 256L128 254H125ZM124 255V256H125ZM156 255V254H155ZM172 255V253H171ZM173 255V256H174ZM179 255H181L179 253ZM178 255V256H179ZM37 256V255H36ZM57 256V255H56ZM55 256V257H56ZM129 256V255H128ZM153 255L151 254V258L153 259L152 257ZM159 256V255H158ZM172 256V257H173ZM182 256V255H181ZM179 256V257H181ZM188 256V255H187ZM150 257V256H149ZM148 257V258H149ZM156 257V256H155ZM170 257V256H169ZM24 258V257H23ZM36 258V257H35ZM34 258V259H35ZM38 258V257H37ZM101 258V257H100ZM128 258L131 259V256H129ZM127 257L125 258V260L128 259ZM150 258V259H151ZM159 259H161V257H157ZM185 258V256H184ZM186 258H189V257H186ZM119 259H120V256H119ZM128 259V260H130ZM156 259V258H155ZM174 259V257H173ZM241 259V260H240ZM36 260V259H35ZM56 260V259H55ZM133 259L130 260V262L132 261ZM156 260V261H157ZM206 260V261H207ZM15 261H19L18 260H15ZM25 261V260H24ZM161 261V260H159ZM14 262V261H13ZM21 262V261H20ZM35 262V261H34ZM128 262V261H127ZM129 262V263H130ZM137 262V261H136ZM135 262V263H136ZM152 262H154L152 260ZM168 262V261H167ZM246 262V263H245ZM264 262V261H263ZM36 263V262H35ZM57 263V262H56ZM132 263V262H131ZM165 263V261H164ZM163 263V264H164ZM172 263V262H171ZM232 263V264H233ZM260 263V262H258ZM12 264H16V263H12ZM19 264V262H18ZM24 264V263H23ZM33 264V263H32ZM138 264V262L136 263ZM159 264V263H157ZM161 264V262H160Z\"/></svg>","mask_w":264,"mask_h":264}]
</instances>
